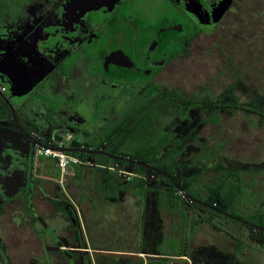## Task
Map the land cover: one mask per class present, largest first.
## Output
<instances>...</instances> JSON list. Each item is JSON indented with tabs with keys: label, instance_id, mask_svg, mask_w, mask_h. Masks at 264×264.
Masks as SVG:
<instances>
[{
	"label": "flooded vegetation",
	"instance_id": "obj_1",
	"mask_svg": "<svg viewBox=\"0 0 264 264\" xmlns=\"http://www.w3.org/2000/svg\"><path fill=\"white\" fill-rule=\"evenodd\" d=\"M229 2L0 0V127L10 138L8 142L0 138V159L13 158L14 167L13 185L0 193V264L15 263L9 251L16 228H21V221L31 220L17 232L32 243L28 264H70L91 257L79 225L80 202L73 195L85 193L86 187L78 191L65 178L61 180L56 162L57 173H45V157L38 148L61 142L63 148L80 149L71 153L91 158L101 154L83 150L110 152L104 147H125L128 135L134 140L127 145L134 150L149 138H158L161 109L174 115L178 111L172 92L165 97L166 88L153 79L196 41L220 35L229 18L235 28L232 34L238 35L242 8ZM159 96L161 102L166 100L161 108ZM207 100L184 106L180 122L162 131L186 136L179 141L171 137L168 151L181 142L186 146L179 147L180 153L191 145L198 150L205 147L201 133L211 121L216 127L223 112L218 103L208 112ZM231 112L243 117L240 126L247 130L259 129L264 118L239 106ZM148 120L151 124L144 123ZM238 127L226 129L238 134ZM111 137L119 140H107ZM6 151L14 157H5ZM91 160L101 162L97 157Z\"/></svg>",
	"mask_w": 264,
	"mask_h": 264
},
{
	"label": "rangeland",
	"instance_id": "obj_2",
	"mask_svg": "<svg viewBox=\"0 0 264 264\" xmlns=\"http://www.w3.org/2000/svg\"><path fill=\"white\" fill-rule=\"evenodd\" d=\"M256 9L259 10V7ZM259 13L250 12L252 19H247V21H251L250 27L251 31L254 30L253 33L258 32L256 30L258 26L261 28L264 25V16ZM247 21L244 22V27L247 26ZM231 27L228 22L220 35L196 41L191 49L176 57L153 80L158 82L159 87L166 88V92L171 91L173 95L194 101L195 104L204 97L221 98L223 93H230V91L242 102L251 98H260L264 102V39L257 38L249 45L248 39L244 37L249 32L248 27L243 28L242 26V29L237 31V36L232 34L235 32V28ZM261 29L263 32L264 28ZM160 102L161 97L159 96ZM179 107V105H175V112ZM161 110L156 125L158 130L166 132L174 124L180 122L179 116L184 112L183 109H180L178 114L174 115L166 108ZM231 113L225 109L222 112L221 120L217 121L219 124L216 127L212 121L207 125L205 131L201 133L205 142V147L202 150L195 149L191 145V147H186L185 152L180 153L178 151L186 146L181 142L176 147L171 146L170 151L164 150L162 156L168 157L166 165L170 168H175L176 165L187 167L182 169L185 170V173L181 172V174L185 179L195 176L193 186L201 192L203 199L208 196V188L219 187L223 177L228 176L231 172L238 175L239 179L235 176L231 179V182L237 184L241 190L239 194L240 190L237 189V195L233 200L235 212L246 219L255 221L251 216L264 214V122L260 120L259 129L256 126L254 129L252 127L247 130L245 125L240 126L243 117ZM236 122L238 124H235ZM226 123L229 125L225 126ZM4 125L2 124V126ZM231 125H238L240 132L237 134L234 129L233 132L231 130L229 132V129L226 128ZM225 129L226 131H224ZM215 130H217L216 132L219 130V133L214 132ZM145 134L149 133L145 132ZM0 138L7 142L10 139L5 136L1 127ZM55 138L63 140L64 137ZM140 145L143 144L140 143ZM104 148L109 151L132 152L134 150V148L123 147L120 144L119 147L106 146ZM12 154L6 151L5 157ZM0 162L1 193L13 185L10 181L13 180L11 172L14 167L13 158L5 160L3 157ZM42 167L43 171L49 175L57 173V167L52 158H45ZM87 173L85 175L88 177L83 178L84 176H82V178L87 180V182H83L87 184L88 191L95 194L93 198L95 207L89 203L87 194L80 193V196L79 192L76 193L77 191L76 194L73 193L75 202L80 201L78 206L81 208L82 221L79 219V225L84 227L86 233L93 234L96 240H101V244L106 246L118 247L138 243L147 203V200L145 201L139 195L138 186L126 189L120 199L107 198L104 196L103 179L94 180L91 172L87 171ZM80 181L81 179H79ZM150 184H156V190L159 191V207L164 219V234L168 242H215L227 252L238 253L246 264H264V242L251 241V230L247 225L224 215L206 211L191 200L179 197L178 193L171 194L173 188L165 180L156 179ZM152 194L153 192H151ZM69 195L72 196L70 192ZM31 222L21 221V228H16L14 242L11 243L9 251L15 256L14 264H28L29 256H32V243L17 233L19 229L24 230V227L29 226ZM131 249H135L134 245Z\"/></svg>",
	"mask_w": 264,
	"mask_h": 264
},
{
	"label": "trees",
	"instance_id": "obj_3",
	"mask_svg": "<svg viewBox=\"0 0 264 264\" xmlns=\"http://www.w3.org/2000/svg\"><path fill=\"white\" fill-rule=\"evenodd\" d=\"M158 90L161 92L160 88ZM168 95H169L168 92L165 91L164 96L168 97ZM173 100L176 106L178 105L180 106L178 110L182 109L184 106H192L195 104L194 101L186 100L185 98H182L178 95H173ZM165 101L166 100L164 99V102H160V104H162V105H159L160 108L163 107V105H166ZM214 103H218L222 111L225 109H228V111H233L236 107L239 106V110L249 109V111L264 115V109H263L264 102L260 98L253 101V103L240 102L239 100H236L235 97L230 93L224 94L221 98V101H220V98L218 97H216L215 99L208 98L205 104L208 112L210 111L211 108L214 110L216 109V107L214 106ZM262 122H264V118L262 119ZM144 123L151 124V121L148 120L147 122H144ZM171 137L176 139V141L183 140V138H186V136L184 137L182 135H179L177 131H174L173 136L160 131L158 138L156 139L149 138L147 142L143 143V145L141 146V149L137 148L133 150L132 152L120 151V150L119 151L112 150L110 152L120 157L126 158V159L135 160L139 163H146V164L157 166L160 169H163L169 174L173 175L174 180H171L170 178L156 171H153L145 166H141L140 164L132 165L134 170L141 175H146V176L155 175L158 179L167 181L169 184H171V188H173L171 190V192L173 193L171 194L178 193L179 197L181 198L184 197L186 199H189L195 205L201 207L202 209L206 211L212 212L213 214L224 215L222 211H227L231 214H234V215H237V216H240L246 219L245 217L238 215L235 212V206H234L233 200L235 199V196L237 195V189L239 191L240 188L239 186H237V184H234V182L233 183L231 182V179H233V176H235L233 172L229 173L228 176L223 177L221 179L218 185L219 187L215 188L211 186L210 188H208V196L206 199H203L201 197V192H199L198 189L193 186L195 182L194 181L195 176H193L192 178L185 179L183 175L181 174V172L185 173V170H182L185 167L181 165H176L175 168H172V167L170 168L166 165V163L168 162V157L162 156V152L164 150H168ZM107 140L117 141L119 140V138L111 137V138H108ZM131 140H134L132 135L126 136V139L124 140L126 141L125 147L126 146L128 147L127 142ZM103 144L104 143L98 145L97 148L99 149L100 146H102ZM176 153L178 154V152ZM94 157H97L98 160L100 159L105 160L106 164H112V163L118 162V160H114L104 155H96V156L92 155L91 156L92 159ZM207 160H209V158H207ZM122 164L130 165L129 163H126V162H122ZM263 169H264V166H263ZM103 170H105V174L108 171L106 169H103ZM108 172H111V171H108ZM134 181L138 183L139 195L142 198H144L145 201L147 200V203L145 202L146 204H145V209H144L143 218H142L143 219V242H144L143 251L145 252L153 251L157 254H162V253L165 254V251H167V249L164 248L163 246L167 242V239L164 234V219L161 214L160 207H159L160 200L158 196L159 191L156 190L157 185L156 184L152 185L150 183L147 184L141 178H136ZM130 183L132 182L123 180L122 188H120L121 185H119V187H116V188L108 186L106 191L108 192L109 195L113 194V192L115 191L117 195L119 193L120 195L119 197H122L124 191L126 190V186L128 187V184ZM151 192H153L152 195H151ZM238 193L240 194L241 190ZM192 199H197L205 203H208L209 205H211V207L204 206L197 201H193ZM214 202H215V205H214ZM251 217L255 221H252L250 219H247V220L259 226H264V214H256L255 216H251ZM247 227L249 230H251L250 232L251 241L264 242V230H258V229H255L249 226ZM95 249H101V250H107V251H122V252L130 251V250H125V249L120 250V249H113V248L112 249L95 248ZM97 256H105V255H97ZM190 256L193 260V264H246L244 260L239 257L240 255L238 253L227 252L221 249L219 246L214 245V244L194 246L190 250ZM54 264H66V263L58 262Z\"/></svg>",
	"mask_w": 264,
	"mask_h": 264
},
{
	"label": "crops",
	"instance_id": "obj_4",
	"mask_svg": "<svg viewBox=\"0 0 264 264\" xmlns=\"http://www.w3.org/2000/svg\"><path fill=\"white\" fill-rule=\"evenodd\" d=\"M236 2V7L237 9L242 8L241 12H239L238 16L242 18V23L241 25L243 26V28L248 27L249 32L244 36L246 37V39H248L249 41V45L250 42H254V40H256L257 38L259 39H264V31L262 32L261 28H264V25L260 28V26L257 27V33H253V31H251V19L252 16H250V12H253L254 14L259 13L261 15L264 16V0H230L229 4H232L233 2ZM259 7V10H257L256 8ZM262 8V9H261ZM262 10V11H261ZM257 16V15H256ZM249 21H247V19H249ZM264 20V18H263ZM247 21V26L244 27V22ZM228 22L231 24V28L234 29L233 26V22H230V18L228 20ZM264 22V21H263ZM228 24V23H227ZM226 24V25H227ZM242 29V27H241ZM240 29V30H241ZM233 32V30H232ZM99 161H101V164H106L105 160L100 159ZM87 171H90L91 174L93 175L94 180L98 179H103V186L105 187V190L103 189V191H105V197L109 198V197H115L120 199V195L114 191L113 194H108L107 187H119L122 188V177H120L118 174L114 173V172H108L105 174V170H103L101 167H85L82 170H80L78 173H76L75 175H69L67 177H65L66 181H68V183L72 186V188H77L78 191H80L81 188L86 187L87 184L85 182H87L86 179L83 178H87L88 176H86L85 174H88ZM82 176H84L82 178ZM79 179H81V181L79 182ZM121 179V180H118ZM124 180V179H123ZM85 181V182H83ZM116 181V182H114ZM120 181V182H119ZM77 182V183H76ZM132 183L128 184V187L126 186V189H130L132 186L137 185L138 183L136 181H131ZM85 194H87L88 196V201L90 204H92V207H95V202L94 201V195L92 192H89L87 188ZM126 191V190H125ZM139 191V188H138ZM117 195V196H115ZM101 197V195H100ZM116 200V199H115ZM80 202V201H79ZM81 219V217H80ZM82 221V219L80 220ZM83 229V241H85L87 243V247L88 250L91 254V257L89 258H81V259H77L75 261L70 262V264H193V260L190 256V250L194 247V246H200V245H206V244H214L219 246L221 249H223L220 245H218L215 242H201V243H174L175 241L172 242H166L164 244V248L167 249V251H165V254H157L155 252H151V251H143V226L141 227L140 230V239L138 240V243L136 244H128L126 246H112V245H103L101 244V240H96V238H94L93 234L89 235L88 233H86V230ZM97 242V243H96ZM134 245L135 249H131V247ZM151 247V246H150ZM95 248H107V249H125V250H130V251H110V252H122V253H131V254H135V256H97V255H93V251H107V250H101V249H95Z\"/></svg>",
	"mask_w": 264,
	"mask_h": 264
},
{
	"label": "built area",
	"instance_id": "obj_5",
	"mask_svg": "<svg viewBox=\"0 0 264 264\" xmlns=\"http://www.w3.org/2000/svg\"><path fill=\"white\" fill-rule=\"evenodd\" d=\"M59 147H62L61 143L50 141L38 148V154L41 157L52 158L56 162L61 180L69 175H75L85 167H101L118 174L126 181H134L136 178H141L148 184L157 179L155 175H141L134 170L132 165L122 164L121 161L112 164H96L88 156H83L81 153L61 151L57 149Z\"/></svg>",
	"mask_w": 264,
	"mask_h": 264
},
{
	"label": "water",
	"instance_id": "obj_6",
	"mask_svg": "<svg viewBox=\"0 0 264 264\" xmlns=\"http://www.w3.org/2000/svg\"><path fill=\"white\" fill-rule=\"evenodd\" d=\"M61 151H68V152H75V151H80V149H70V148H63V147H59L57 148ZM87 153H90V154H101V155H105L107 157H110L114 160H120V161H127L131 164H140L141 166H145L153 171H156L168 178H170L171 180H174V177L173 175L169 174L168 172H166L165 170L163 169H160L159 167L157 166H154V165H151V164H146V163H139L135 160H132V159H126V158H123V157H120L118 155H115L111 152H108V151H101V150H83ZM184 190V189H183ZM191 198V197H190ZM193 201H197L199 203H201L202 205L204 206H207V207H211V205H209L208 203H205L203 201H200V200H197V199H192ZM222 213L235 220V221H238V222H241V223H244L250 227H253L255 229H258V230H264V226H259L257 224H254L240 216H237V215H233L227 211H222ZM73 251H76V252H81L80 250H73ZM93 255H108V256H135V254H131V253H122V252H110V251H93ZM31 264H35V262H32Z\"/></svg>",
	"mask_w": 264,
	"mask_h": 264
}]
</instances>
